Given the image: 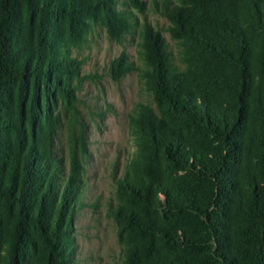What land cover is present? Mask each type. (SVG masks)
Masks as SVG:
<instances>
[{"label":"trees","instance_id":"trees-1","mask_svg":"<svg viewBox=\"0 0 264 264\" xmlns=\"http://www.w3.org/2000/svg\"><path fill=\"white\" fill-rule=\"evenodd\" d=\"M16 1L0 3L3 45L2 29L21 18L14 12ZM23 2L26 16L36 21L39 43L46 39L50 17L59 13L73 35L101 25L120 42L132 28V14L118 9L120 0ZM154 3L169 20L185 67L173 63L165 38L146 23L140 74L157 110L139 104L130 116L137 148L119 185L135 205L126 203L115 212L137 234L126 250L127 264H264V0ZM122 5L141 11L146 0ZM55 55L53 47L46 63L38 59L31 65L25 59L14 74L21 98L30 91L28 118L20 111L13 125L8 114L0 117V129L14 127L22 148L0 158V200L8 210L16 207L10 264H20L29 248L23 236L27 223L39 233L45 264H72L70 223L76 207L83 206L79 179L61 178L54 151L59 117L39 124L38 71H52L44 81L46 87L53 83L60 96L65 86L59 75L77 78L75 88L83 78L79 61L60 62ZM31 66L29 84L25 72ZM132 69L123 57L111 68L117 80ZM57 102V95H50L46 108ZM71 107L75 128L79 110L75 102ZM84 132L75 143L83 150ZM157 211L163 215L160 221ZM173 217L187 221L185 231L178 232ZM56 234L69 240L55 241Z\"/></svg>","mask_w":264,"mask_h":264},{"label":"rangeland","instance_id":"rangeland-1","mask_svg":"<svg viewBox=\"0 0 264 264\" xmlns=\"http://www.w3.org/2000/svg\"><path fill=\"white\" fill-rule=\"evenodd\" d=\"M3 0H0V3ZM41 5L43 0H38ZM53 1L66 0H47ZM167 2L169 6L182 4L183 0H156ZM119 10L131 12L132 28L122 41L111 38L101 25L80 29L73 35L62 14L50 17L47 22V35L44 42L39 43L36 37V21L24 13V2H15V11L21 18L10 22L2 29L4 45L0 39V117L5 114L12 119L13 125L21 115L28 118L30 108V91L21 98V86L14 74L25 59L32 65L36 60L48 62L55 56L61 61L72 58L80 62L79 73L83 78L80 88H75L77 78L69 79L59 75L63 95H58L57 87H46L44 77L51 79L52 71L46 73L39 69L40 82L38 102L41 110L40 125L49 122V118L57 115L59 125L56 130L54 151L62 166V181L72 176L79 179L80 202L83 206L75 209L70 223L72 244V264H127L126 250L137 234L115 212L119 206L131 204V199L122 191L119 181L126 175L129 165L136 153L137 137L130 127V116L135 113L139 104H146L157 110L153 93L147 88L140 71L145 67L142 58L143 28L146 23L160 32L166 40L167 49L172 54L173 63L181 68L185 64L181 60L182 47L173 39L168 31V18L158 9L154 0H146V7L137 11L126 7L125 0H120ZM2 12L0 9V19ZM125 55V56H123ZM56 57V58H57ZM132 66L121 79L112 74V63L120 58ZM47 66V65H46ZM25 72L27 83L33 78L34 70ZM64 76H66L64 74ZM56 94L55 107L46 108L45 100ZM79 110L77 126L72 128V103ZM28 120V119H27ZM19 126L21 122H18ZM12 125V126H13ZM22 125V124H21ZM84 130L85 141L82 146L75 145ZM18 131L9 127L7 131L0 129V158L9 152L10 156L20 153L21 143ZM77 137V138H76ZM22 150V148H21ZM78 191V192H79ZM15 206L8 210L0 200V264H10L13 231L15 229ZM158 220L163 217L157 211ZM174 227L178 232L186 230L187 221L181 217H173ZM24 238L29 248L24 249L20 264H45L46 249L39 233L32 223L24 225ZM55 241L62 244L69 239L55 235ZM189 254V253H184Z\"/></svg>","mask_w":264,"mask_h":264}]
</instances>
